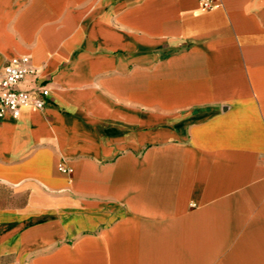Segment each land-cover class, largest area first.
<instances>
[{
	"label": "crops",
	"instance_id": "crops-1",
	"mask_svg": "<svg viewBox=\"0 0 264 264\" xmlns=\"http://www.w3.org/2000/svg\"><path fill=\"white\" fill-rule=\"evenodd\" d=\"M216 1L0 0L50 89L0 119V264H264V0Z\"/></svg>",
	"mask_w": 264,
	"mask_h": 264
},
{
	"label": "built area",
	"instance_id": "built-area-1",
	"mask_svg": "<svg viewBox=\"0 0 264 264\" xmlns=\"http://www.w3.org/2000/svg\"><path fill=\"white\" fill-rule=\"evenodd\" d=\"M202 10H211L219 5L216 0H199ZM41 67L34 63L31 55L21 54L12 57L0 73V119L11 116L15 119L21 116L27 108L34 112L43 110L50 96V89L37 82ZM30 80L29 85L21 84ZM58 169L72 175L74 168L62 160Z\"/></svg>",
	"mask_w": 264,
	"mask_h": 264
}]
</instances>
